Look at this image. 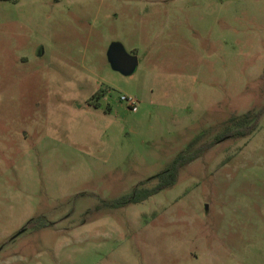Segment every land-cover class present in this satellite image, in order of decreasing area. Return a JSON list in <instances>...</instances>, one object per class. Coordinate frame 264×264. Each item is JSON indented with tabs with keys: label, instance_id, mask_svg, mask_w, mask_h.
Listing matches in <instances>:
<instances>
[{
	"label": "rangeland",
	"instance_id": "obj_1",
	"mask_svg": "<svg viewBox=\"0 0 264 264\" xmlns=\"http://www.w3.org/2000/svg\"><path fill=\"white\" fill-rule=\"evenodd\" d=\"M262 108L264 0H0V264H264V111L106 204Z\"/></svg>",
	"mask_w": 264,
	"mask_h": 264
},
{
	"label": "trees",
	"instance_id": "obj_2",
	"mask_svg": "<svg viewBox=\"0 0 264 264\" xmlns=\"http://www.w3.org/2000/svg\"><path fill=\"white\" fill-rule=\"evenodd\" d=\"M263 111L264 108H262L259 112L248 111L242 115L232 116L229 119V127L218 134L214 141H211L207 144L196 146L198 141L201 139V136L196 137L190 142L184 151L178 153L174 157L165 171H162L157 174V176H154L160 178L164 183H160L155 187L149 188L145 186L146 182H144L141 186L134 187L131 193L123 195L113 201L107 202V206L117 208L126 206L130 203H139L160 192L161 190L173 185L177 180L180 169L197 159L205 149L211 147L216 142L224 139L227 136L245 137L253 133L257 129L259 119ZM37 220L38 218H33L31 219V222H36ZM44 225L46 226L47 224L45 223Z\"/></svg>",
	"mask_w": 264,
	"mask_h": 264
},
{
	"label": "water",
	"instance_id": "obj_3",
	"mask_svg": "<svg viewBox=\"0 0 264 264\" xmlns=\"http://www.w3.org/2000/svg\"><path fill=\"white\" fill-rule=\"evenodd\" d=\"M112 68L125 75H132L139 64L136 54L130 53L121 41H113L107 52Z\"/></svg>",
	"mask_w": 264,
	"mask_h": 264
},
{
	"label": "built area",
	"instance_id": "obj_4",
	"mask_svg": "<svg viewBox=\"0 0 264 264\" xmlns=\"http://www.w3.org/2000/svg\"><path fill=\"white\" fill-rule=\"evenodd\" d=\"M121 98H122V100L127 101V103L130 105V108L133 111L138 110V100L136 98H133L131 96H126V95H123Z\"/></svg>",
	"mask_w": 264,
	"mask_h": 264
},
{
	"label": "flooded vegetation",
	"instance_id": "obj_5",
	"mask_svg": "<svg viewBox=\"0 0 264 264\" xmlns=\"http://www.w3.org/2000/svg\"><path fill=\"white\" fill-rule=\"evenodd\" d=\"M24 230V229H23Z\"/></svg>",
	"mask_w": 264,
	"mask_h": 264
}]
</instances>
